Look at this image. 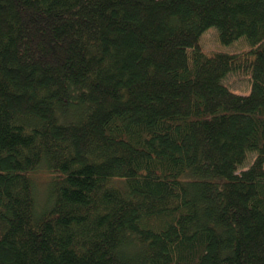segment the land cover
Listing matches in <instances>:
<instances>
[{
  "label": "trees",
  "instance_id": "1",
  "mask_svg": "<svg viewBox=\"0 0 264 264\" xmlns=\"http://www.w3.org/2000/svg\"><path fill=\"white\" fill-rule=\"evenodd\" d=\"M0 264H264V0H0Z\"/></svg>",
  "mask_w": 264,
  "mask_h": 264
},
{
  "label": "rangeland",
  "instance_id": "2",
  "mask_svg": "<svg viewBox=\"0 0 264 264\" xmlns=\"http://www.w3.org/2000/svg\"><path fill=\"white\" fill-rule=\"evenodd\" d=\"M213 29L215 30V27L208 28L201 36L202 46L207 52L211 53V52L223 51L229 53H242L243 51L248 49V46L243 40L244 38H240L241 40H236L232 42L230 45L220 44L216 36V32H215L216 30L214 31ZM225 80L228 81L227 83L229 85L232 83L233 86L232 88L236 91H238V89L240 90L241 87H244L246 85L245 83L246 78L244 77L237 78L235 76L229 75L228 78H226ZM252 156L253 154L250 153L248 157V162L249 159L252 158ZM243 166H246V164ZM37 177L39 180V184L37 183V192H38L37 196L41 197L44 188L41 187L40 185H42V181H44L45 178L47 177V173L41 170L38 173Z\"/></svg>",
  "mask_w": 264,
  "mask_h": 264
}]
</instances>
